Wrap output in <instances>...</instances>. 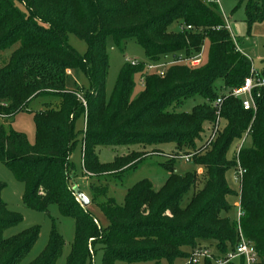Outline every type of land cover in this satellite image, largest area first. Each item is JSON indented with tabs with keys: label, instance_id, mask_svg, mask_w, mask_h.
<instances>
[{
	"label": "trees",
	"instance_id": "obj_1",
	"mask_svg": "<svg viewBox=\"0 0 264 264\" xmlns=\"http://www.w3.org/2000/svg\"><path fill=\"white\" fill-rule=\"evenodd\" d=\"M237 2L244 3L248 29L264 20V0ZM174 23L182 29H170ZM69 33L85 41L84 54L68 44ZM108 39L120 51L133 40L146 60L125 62L106 99ZM204 41H208V56L199 66L174 64L162 75L146 73V65L166 57L195 56ZM7 49L13 51L0 67V163L23 184L25 207L44 212L54 204L61 216L73 218L74 241L66 264H91L96 246L103 252L100 264H174L179 258L188 260L192 250L201 247V240L213 243L217 256L233 251L238 224L227 216L232 206L228 197H235L237 191L228 186L225 174L236 169L237 163L227 154L247 129L248 143L238 153L239 165L245 170L239 191V227L253 243L258 257L255 264H264V89L258 97L254 93L255 111L244 110L240 99L224 93L242 85L252 63L236 50L216 2L0 0V52ZM70 70L85 75L87 90L67 84ZM136 77L143 87L134 94ZM219 96L223 98L220 118L226 125L209 148L197 154L196 139L204 123L214 122L212 103ZM38 97H55L58 102L54 106L46 101L34 111L35 143L30 145L22 133L6 129L2 121L27 111ZM194 97L204 102L190 112L175 111ZM81 117L85 128L78 131L76 122ZM79 143L83 168L98 181L101 176L121 181L144 162L146 153L132 150L101 162L99 146L144 148L168 143L183 155L195 150L191 162L204 169L206 179L183 206L182 198L194 188L197 171L177 173L173 159L160 163L167 176L159 189L141 179L127 188L122 205L108 195L105 183L91 185V201L109 219V225L102 228L70 186L75 172L71 156ZM4 188L0 181V264H20L34 246L39 228L3 236L22 221L1 198ZM62 247L63 240L52 223L44 249L27 264H55ZM212 259L205 258L204 264H211Z\"/></svg>",
	"mask_w": 264,
	"mask_h": 264
},
{
	"label": "rangeland",
	"instance_id": "obj_2",
	"mask_svg": "<svg viewBox=\"0 0 264 264\" xmlns=\"http://www.w3.org/2000/svg\"><path fill=\"white\" fill-rule=\"evenodd\" d=\"M218 4L221 9V13L224 21L225 28L230 33L231 38L233 39L236 50L246 55L252 63V68L257 71H262L264 69V20L261 22H255L248 29L245 22V11L244 3H238L237 0H213ZM17 7L25 12L24 7L16 2ZM170 29L173 31H178L180 27L174 23L170 26ZM68 44L75 49L79 54H84L87 51V45L85 41L77 38L73 34H68ZM239 48V50H238ZM12 49L3 50L0 52V67L5 65L8 61L9 55L11 54ZM105 51L108 56V73L105 82V97L109 98L112 88L114 86L117 74L120 68L125 62H131L132 60L145 61V55L141 46L136 44L133 40L127 41L126 47L123 51H120L117 47L114 46L111 39L106 41ZM202 59L206 60L208 56V41H204L202 48ZM171 60L170 57H166L160 62H166ZM153 64V63H151ZM174 64H167L165 67H162V74L165 72L167 67ZM178 65H185L184 63ZM192 67V66H190ZM146 73H155L154 70H149L146 67ZM68 74V71H67ZM161 74V75H162ZM136 84L134 88V94L139 91L143 86L141 83V78H135ZM73 83H76L79 87L87 90L89 88V83L85 75L78 71L74 70L72 75L68 76L67 84L71 87ZM225 93V92H224ZM82 101L83 98L78 96ZM46 101H52L54 106L58 102V99L55 97H38L33 99L29 105L27 111L18 112L12 120L2 121V124L6 129H11L15 132L22 133L27 142L30 145L35 143V122H34V111L42 109L44 107L43 103ZM203 99L200 97H194L186 100L180 107L176 108L175 111L178 112H190L191 109L198 104L203 103ZM85 103V102H84ZM256 110V109H255ZM85 119V118H84ZM217 121V116L215 115V120L212 123H204L203 131L196 139V153L200 154L204 150H207L209 145L216 139L217 135L223 130L226 125V121L223 118H220L218 125L215 126ZM83 127V119L79 118L76 122V130L81 131ZM79 132L78 136H81ZM248 143V141H246ZM245 142V145L247 144ZM238 140L234 141L230 147V150L227 154L228 158H234L235 152L234 148ZM155 147H158L159 150H155ZM138 150L146 152L143 155V163L139 165L136 169L130 171L125 175L121 181H114L104 179L106 176H101L100 181L95 177H92L89 173L85 172L82 162V153H80V143L77 145L74 151V165L75 172L73 173V179L70 182V186L73 188L74 193L77 197L79 193H82L90 200V204L87 206V210L95 218L102 228H105L109 225L108 217L100 210L97 204L91 201L92 193L90 186L94 184L105 183L108 187V195L113 197L118 205H122L124 202L125 193L128 187L132 186L134 183L141 179H148L151 181L154 189H159L164 183L165 177L167 176V171L160 165V163H168V160H175V171L177 173H186L195 170L197 171L196 183L194 188H191L182 198V206L187 203L191 194L194 190L199 189L205 179L206 173L202 167H195L191 162V157L188 161L182 159L184 156L182 152H177L174 150V144H161V145H148L146 147L138 145H129V146H99L97 148L98 158L101 162H109L116 155H122L128 151ZM203 150V151H202ZM82 152V151H81ZM195 150H192L187 155H194ZM238 159V157H237ZM236 172V169H230L225 174V179L228 186L237 191V195L228 197L229 203L232 205L227 216L233 221H236L238 208L235 206V203L239 201V191H240V180L235 181L233 178V173ZM234 173V177H235ZM86 178V179H85ZM242 179V178H241ZM0 181L5 183V188L2 190L1 198L7 204L8 208L14 212L19 213L22 216V221L13 226L6 231H4V237L13 236L20 231L37 226L39 228L38 238L26 255V257L21 261L20 264H27L35 257H37L40 252L44 249L49 233L54 224L55 230L61 236L63 240L62 254L58 258L55 264H66L68 254L70 252L71 246L74 241V220L71 217L61 216L56 205L52 204L48 207L47 211H36L25 207L21 201L23 194V184L18 182L12 175V173L7 169V167L0 163ZM106 181V182H105ZM79 202V201H78ZM81 204V203H80ZM201 247L206 248L214 259L210 261L211 264H241V259L235 257L228 262H220L216 260L217 252L214 249L213 243L201 240ZM198 247V246H197ZM196 247V248H197ZM186 252H190V248H185ZM102 249L100 246H96L95 253L92 256L91 264H100L102 259ZM188 260L179 258L176 259L174 264H185ZM115 264H126L124 262H116ZM162 264H167V262H162ZM198 264H204V259L200 260Z\"/></svg>",
	"mask_w": 264,
	"mask_h": 264
},
{
	"label": "built area",
	"instance_id": "obj_3",
	"mask_svg": "<svg viewBox=\"0 0 264 264\" xmlns=\"http://www.w3.org/2000/svg\"><path fill=\"white\" fill-rule=\"evenodd\" d=\"M190 26H187V29H190ZM182 28L180 27V30ZM202 62V51L195 56L192 57H185L182 54L177 55L176 57H172L171 60L166 61V62H158V63H153V64H148L146 65L147 69L149 70H154V72L158 75L162 74V67H165L167 64H181L184 63L188 66L196 67L199 66ZM132 64L137 63L136 60L131 61ZM141 83L143 81L141 80ZM264 89V75H262L261 72H258L254 70L252 67L250 69L249 75L244 79L243 83L241 86L233 88L229 91H226L225 94H230L231 96L240 99L241 105L244 110H252L255 111L256 105H255V96L254 93H256V97L259 96V90ZM223 98L219 96L216 98V100L212 103V107L215 109V114L217 116V121L215 123V126L218 125V122L220 120V108H221V103H222ZM83 104L84 100H82ZM0 117H3V115L0 114ZM248 131L247 129L242 137L238 140V143L236 144L234 148V154L236 157V163H237V168L235 174V181L240 180L242 178L243 173L245 170L241 168L239 165V161L237 159L238 153L244 143L246 142L247 136H248ZM191 155H184L182 157L183 160L188 161L190 159ZM236 207L238 208V214L236 218V222L238 224V235H237V243L230 253H228L226 256H217L216 260L220 262H228L231 259L238 257L243 261V264H255L257 262V253L255 251V248L253 246V243L249 241L246 237L241 232V229L239 227V219L241 217V209H240V202L238 201L236 204ZM212 254L204 248V247H197L192 250L190 257L188 259V263L191 264H198L200 260L205 259V258H212Z\"/></svg>",
	"mask_w": 264,
	"mask_h": 264
},
{
	"label": "crops",
	"instance_id": "obj_4",
	"mask_svg": "<svg viewBox=\"0 0 264 264\" xmlns=\"http://www.w3.org/2000/svg\"><path fill=\"white\" fill-rule=\"evenodd\" d=\"M218 2H219V0H218ZM223 15V14H222ZM224 17V16H223ZM225 18V17H224ZM238 50H239V48H238ZM13 51V49L11 50V52ZM240 51V50H239ZM243 54V53H242ZM10 56V55H9ZM264 70V69H263ZM262 70V71H263ZM257 71V70H256ZM262 71H258V72H262ZM73 74V71H68V75H72ZM140 90V89H139ZM82 119H83V127H82V130H84V128H85V119H84V117H81ZM81 130V131H82ZM81 137V136H80ZM82 151V145H81V143H80V153H82L81 152ZM71 159H72V161L74 160V152H73V154H72V156H71ZM74 162V161H73ZM235 173V172H234ZM234 173H233V178H234ZM86 179V178H85ZM165 179H166V177H165ZM235 180V179H234ZM165 181V180H164ZM86 197V196H85ZM87 198V197H86ZM88 199V198H87ZM89 200V199H88ZM89 204H90V200H89ZM236 204H237V202L235 203V206H236ZM164 262V261H163ZM186 263H187V261H185ZM185 263V264H186Z\"/></svg>",
	"mask_w": 264,
	"mask_h": 264
},
{
	"label": "water",
	"instance_id": "obj_5",
	"mask_svg": "<svg viewBox=\"0 0 264 264\" xmlns=\"http://www.w3.org/2000/svg\"><path fill=\"white\" fill-rule=\"evenodd\" d=\"M78 201L83 207H87L89 205V200L82 193H79Z\"/></svg>",
	"mask_w": 264,
	"mask_h": 264
}]
</instances>
